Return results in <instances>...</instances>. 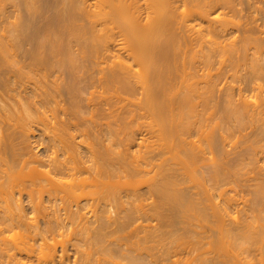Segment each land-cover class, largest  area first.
<instances>
[{
    "label": "bare ground",
    "instance_id": "obj_1",
    "mask_svg": "<svg viewBox=\"0 0 264 264\" xmlns=\"http://www.w3.org/2000/svg\"><path fill=\"white\" fill-rule=\"evenodd\" d=\"M62 2L59 8L56 0L25 1L26 16L21 11L12 22L0 13V264H69L68 247L57 255L47 240L64 230L96 247L81 254L86 261L95 259V250L109 259L121 254L130 264H156L146 245L157 236L153 219L160 237L177 244L160 251V264H264V0ZM228 73L223 104L216 92ZM208 110L221 117H212L211 127L204 122L207 128ZM106 117L111 124L104 125ZM35 131L46 135L35 142L44 153L34 150ZM137 132L144 134L139 142ZM234 138H246L248 146L228 163L221 157ZM136 143L141 149L131 151ZM201 164L209 168L213 192L199 193L208 188L200 186L203 179H196L198 189L191 183ZM249 164L258 168L252 177ZM246 166L251 173L242 172ZM143 175L150 176L140 178L144 183ZM244 176L255 188L243 208L251 217L241 223L234 217L240 199L222 187L240 185ZM137 179L146 185L143 194ZM109 200L116 204L114 219ZM25 203L38 221L28 220ZM143 216L150 225H134ZM131 225L144 232L135 252L123 250L124 242L113 247L116 236L108 243L109 231L127 233ZM10 231L16 238H5ZM193 232L199 238L186 253L196 254L184 260L179 238H196Z\"/></svg>",
    "mask_w": 264,
    "mask_h": 264
},
{
    "label": "rangeland",
    "instance_id": "obj_2",
    "mask_svg": "<svg viewBox=\"0 0 264 264\" xmlns=\"http://www.w3.org/2000/svg\"><path fill=\"white\" fill-rule=\"evenodd\" d=\"M25 1L28 2V0H0V13H5L6 15H8V17H9L8 19H9V20L11 19L10 21L12 22V21H14L16 15L20 14L19 12H21V11H25V10H26V9L24 10V8H25L24 6H25V5H28V4L25 3ZM29 1H31V0H29ZM53 1H55V0H53ZM56 1H57L58 4H59L58 7H59V8H62V6L64 5V4L62 5V3H63L62 0H56ZM60 1L62 2L61 4H60ZM87 1H89V2L91 3V2H93L94 0H87ZM40 4L43 5V3H41V2H40ZM38 5H39V4H38ZM42 5H41V6H42ZM259 5H260V4H259ZM262 5H264V4L262 3ZM4 10H5L7 13H6V12H3ZM245 12H246V11H245ZM245 12H244V14H245ZM247 12H248L249 15H247ZM247 12H246V15L249 17L251 13H250L249 11H247ZM23 13H24V14H22V15L26 16L25 14L27 13V11H25V12H23ZM45 14H46V16H47V13H45ZM50 14H51V12L48 13V15H50ZM22 15H21V16H22ZM246 15H244V16H246ZM44 16H45V15H44ZM247 16H246V17H243V18L245 19V18H247ZM251 16H254V15L252 14ZM10 17H11V18H10ZM250 18H251V17H250ZM42 19H43V18H42ZM247 19H248V18H247ZM247 21H249V20H247ZM251 21H252V20H250V22H251ZM263 21H264V20H262V21L260 20V21H259L260 23L258 22V23L260 24V27H261ZM40 24H41V23H40ZM256 24H257V23H256ZM259 24H258V25H259ZM263 24H264V23H263ZM260 27H259V28H260ZM262 27H264V25H262ZM237 31H238V30H237ZM237 31H236V32H237ZM236 32H235V33H236ZM235 33H234V34H235ZM239 33H240V35H241V34H242V31H241V32L239 31ZM236 35H237V33H236ZM240 35H239V36H240ZM242 35H243V34H242ZM242 35H241V36H242ZM237 37H238V35H237ZM263 37H264V36H263ZM240 38H241V37H240ZM240 38L238 37V38H237V41H238V39L240 40ZM238 43H239V41H238ZM28 47H29V46H28ZM226 74H227V73H226ZM243 74H245V72H244ZM226 76L229 78V73H228V75H226ZM227 77H224V80H221V82H223V83H221V84H223V86L221 85V90H222V91H218V93L216 92V94H218V97H217V98L219 99V95H220V98H221L220 102L223 101V102H222L223 104L225 103L226 98H227V97L225 96L223 90H225V87H227V85L229 84V82H231L230 78L228 79ZM226 81H227L228 83H227ZM224 84H225V85H224ZM238 84H239V83H238ZM223 87H224V88H223ZM227 90H228V88H227ZM227 92H228V91H227ZM230 92L232 93V91H230ZM235 92H236V90H235ZM235 92H234V93H235ZM219 93L224 94V97H225V98L222 97L223 95H221V94H219ZM225 93H226V91H225ZM236 94L238 95L237 92L235 93V95H236ZM245 94H246V95H247V94L250 95L249 91H246ZM237 95H236V98H237ZM86 96H88V94H87ZM97 97H99V94L96 95V98H97ZM222 103H220V104L222 105ZM199 109H200V108H199ZM214 109H215V108H214ZM201 110H202V107H201ZM217 110H218V109H217ZM217 110H216V111H217ZM216 111H214L213 114H215ZM217 112H218V113H217L218 115L215 114V116H214V115H213V116H209V110H208V112H207L208 114L206 113V114H207V119H206V121L204 120L202 123H204V122H205V123H208V124H210V125H209L210 127H211V126H214L215 123H213V119H211V118L213 117V118H214V122H215V121H216V119H215L216 116H217V119H218V117H221V116L219 115V114H221V112H220V111H217ZM210 113H211V111H210ZM206 114H204V115H206ZM86 115H87V114H86ZM86 115H85V116H86ZM87 116H90V114H88ZM108 116H109V115H107V117H108ZM107 117L105 118L106 121H104V122H105L104 125H106V124L108 123V121H109L110 124L112 123V122H110L111 120H113L112 117H109V118H107ZM205 117H206V116H205ZM208 117H209V119H208ZM202 118H203V117H202ZM210 119H211V120H210ZM103 120H104V119H103ZM140 120H141V119H140ZM207 120H208V122H207ZM141 121H142V120H141ZM145 121L147 122V121H149V120L146 119V118L143 119V122H144V125H143V126H145V125L147 126V123L145 124ZM106 122H107V123H106ZM205 123L203 124V127H206V126H207V128H208V124L206 125ZM146 126H145V127H146ZM145 127H144V128H145ZM141 129H142V127H141ZM146 129H147V127H146ZM146 129H143V131L146 130ZM143 131H142V132H143ZM35 132H36V133H34V136H33L32 139H31V141H33V143H35L36 141H41L40 139H42V137L45 138V136H46V135H45V136L42 135L43 133L40 132V131H35ZM138 132H139V131H138ZM138 132H137L138 135L136 136V137H137V140H136V141L139 142V141L141 140V139H139V138H142V137L144 136L145 132H143L144 134H143L142 132H140V134H139ZM148 132H149V131H148ZM142 134H143V135H142ZM147 134H148V136H151V135H149V133L146 132V137H147V139L150 140V139H153V138H154L153 136H152V138L148 137ZM152 135H153V134H152ZM140 136H142V137H140ZM249 136H250V135H249ZM249 136H248V137H249ZM251 136H252V135H251ZM154 139H156V137H155ZM243 139H244V138H243ZM243 139H241V138H240V139L234 138L233 145H232L233 147H232V146H229V147H228V149H229V153H228V154L225 153L226 156H230L231 154L236 155V153L238 152V149H239V151H241V152H242L243 150L245 151L246 145L248 146V144L245 142V141H246V138L244 139V141H243ZM202 140H203V139H202ZM202 140H201V141H198V143H197V144H199V145H200V143L202 144V145H200V147L203 146V141H202ZM151 141H155V140H151ZM242 141H243V142H242ZM234 142H235V143H234ZM37 143H38V142H37ZM146 143H147V142H146ZM236 143H237V144H236ZM245 143H246V144H245ZM39 144H40V143H39ZM204 144H205V141H204ZM231 144H232V143H231ZM33 145H34L33 147H34V150L36 151V153H38V154L44 153L45 146H43V147H42V145H39V146H38V144H36V143L33 144ZM234 145H236V146L238 145V146L236 147V146H234ZM37 146H38V147H37ZM135 146H136V147L138 146L137 143L131 148V151H135V152H137L138 149H141V148H140L141 146H140V147H137V148H136ZM134 147H135V148H134ZM143 147H145V146L143 145ZM143 147H142V148H143ZM238 147H239V148H238ZM35 148H36V149H35ZM202 149H203V147H202ZM204 149H205L206 151H209V150H207V146H204ZM228 149H227V150H228ZM230 149H232V151H231ZM35 151H34V152H35ZM206 151H205V152H206ZM233 151H235V152L233 153ZM231 152H232V153H231ZM208 153H209V152L206 153V156H208V155L210 154V153H209V154H208ZM230 153H231V154H230ZM207 154H208V155H207ZM225 154H224V156H222V157H221L220 155H218V157L220 156L221 158H226L228 163H229V162L232 163L231 160H233V159H237V158H238L237 155L234 156V157H236V158H233V155H231V156H230L231 158L228 157L229 160H230V161H229L228 158L225 157ZM222 155H223V154H222ZM208 157H210V155H209ZM220 157H219V158H220ZM239 157H240V156H239ZM226 159H225V160H226ZM225 160H224V161H225ZM233 161H234V160H233ZM227 162H225V163L227 164ZM231 163H230V164H231ZM260 163H261V162H260ZM201 165H202V166H201ZM201 165H200L201 167H199L200 169H198L199 172H198V173L196 172L197 177H195V178L192 177V180L195 181V180L198 178V180L201 179V181H203V180H204V181H203V182L200 181V182L202 183L201 185L199 184L198 180H196V182H198L197 184L194 183L193 181H192L191 183H192L193 185H195V188H196V189H198L200 186L202 187L203 184H204V182H205L206 187L208 186V188L203 189V188H205V186H204L203 188L198 189V190H201V191H199V193L201 192L200 194H202L205 190H207L208 192H209V191H210V192H213V191H214V188H213V187H214V182H212V181L210 180L211 178H210L209 173H208V172H209V170H208L209 168L207 167V165H206V166H203V164H201ZM248 166H250V167L252 166L251 169H253V170L255 169V168H253V166H255V164H251V165L249 164ZM204 167H207V168H204ZM250 167H247V166H246V168H245L244 170H242V172H243V173L246 172V169H247V168L249 169ZM201 168H202V169H201ZM248 169H247V173H249V171H250V173H251L252 170L250 169V170L248 171ZM207 170H208V171H207ZM256 171H258V168H256ZM256 171H255V170H254V172L252 171L251 174H253V175H251V177L254 176V173H256V174L258 173V172H256ZM194 173H195V172H194ZM200 173H201V174H200ZM243 173H242V174H243ZM247 173H245V176L249 175L248 177L250 178V174H247ZM210 174H211V173H210ZM246 174H247V175H246ZM122 175H125V174H123V173L121 174V176H120L121 179H123V178H122V177H123ZM149 175H152V174H149ZM149 175H147V176H145V177H144V175H143V176H141V177H138V179H139V181H142V180H140V178L143 177L142 179L145 181V180H146L145 178H148ZM243 175H244V174H243ZM207 176H208L209 178H208ZM245 176H244V177H245ZM124 177H125V176H124ZM149 177H150V176H149ZM204 177H205L206 179H205ZM244 177L241 178V181H240L241 183H240V185H237L236 183H227L225 186L223 185V187H222L223 189H226L227 193H228L230 196L232 195V196H235V197H233V198L236 199V197H238V198L240 199V201L237 203L238 205H236V208L238 209V212H237V209H236V208H235L236 212L234 211V217H237V218L239 217V218H240L239 221H241V220L243 221V220H246L247 217H249V218L251 217V216L248 215V214H250V215L252 214L251 210L249 209L250 212H249L248 210H247V211H245V210H246L247 208H249V206L252 204V201H253V198H254V194H253L254 192H252L251 190L254 191V188H255V187H254V185H253V186L250 185V183H254V181H252V182L245 181L247 177H245V178H244ZM199 178H200V179H199ZM109 179H110V180H108V179H106V180H108L109 182H110L111 180H112V181L114 180L113 178H112V179L109 178ZM115 179H117V178H115ZM138 179L136 180V181H137L136 183L139 182ZM202 179H203V180H202ZM208 179H209L210 181H209ZM126 180H127L126 178H124L123 180H120V178H118V181H120V182H119V186H122V187H119V188H118L119 192L121 193L120 195H122L123 192H125V190H127V188H128V187H127V186H128V185H127V184H128V181H127V183H126ZM142 182H143V181H142ZM136 183H135V184H136ZM139 183H140V182H139ZM143 183H144V182H143ZM189 183H190V182H189ZM189 183H186L187 186L189 185ZM191 183H190V185H189V188H190L189 190L192 191V192H194L196 189L191 190V189L194 188V186H193V188H192ZM120 184H121V185H120ZM140 184H142V183H140ZM198 184H199L200 186L197 188L196 185H198ZM229 184H230V185H229ZM248 184H249L250 186H249ZM138 185H139V184H136V185H135V188H137ZM190 186H191V187H190ZM124 187H125L126 189H125ZM145 187H146V185H143V184H142L141 186L138 187V189L143 188V189H141L142 194H143V192L145 193V192L147 191V188H145ZM211 187H212V188H211ZM144 188H145V189H144ZM123 189H124V190H123ZM209 189H210V190H209ZM211 189H212V190H211ZM234 189H235V190H234ZM248 189H249V190H248ZM122 191H123V192H122ZM141 192H140V194H141ZM251 192H252V193H251ZM194 193L196 194V193H197V190H196ZM142 194H141V196H142ZM197 194H198V193H197ZM200 194H199V195H200ZM123 195H124V194H123ZM199 195H198V196H199ZM145 196H147V195H145ZM145 196H142V198H144ZM199 197L201 198V197H204V196H199ZM146 198H148L147 200L150 202L151 199L149 200V197H148V196L145 197V199H146ZM248 199L250 200V202H249ZM251 199H252V200H251ZM147 200H144V201H146V202L142 201V203H143V204H144V203H146V204L149 203ZM236 200H237V199H236ZM243 200H244V201H245V200L248 201V202L245 201V205H246L247 207L244 206V203H243L244 201H243ZM240 202H241V203H240ZM108 203L110 204V206H109V204H108V207H110V208H108V207H107V208L110 210V209L112 208L113 203H112L110 200L108 201ZM111 203H112V205H111ZM239 203H240V205H239ZM246 203H247V204H246ZM250 203H251V204H250ZM25 204H26V207H27L28 204H27V203H25ZM59 204H61V203L59 202ZM59 204H58V205H59ZM115 205H116V204L113 205V208H114V209L112 208V210H110L111 213L109 214V215L112 214L111 216L113 217V219L117 217V214L114 213V212L116 211V209H117V208L115 207ZM241 205H243V206L241 207ZM248 205H249V206H248ZM115 208H116V209H115ZM147 208H148V207H147ZM241 208H242V209H243V208H246V209H243V211H242ZM239 209H240V210H239ZM26 210H27V213H28V216H27V217L29 218L28 220H31V222H32L34 218H30V217L33 215V212H30L31 210L29 209V206L27 207ZM114 210H115V211H114ZM28 211H29V212H28ZM244 211H245L246 213H245ZM240 212H241V214H240ZM243 212H244V214H242ZM113 213H114V214H113ZM236 213H237V214H236ZM29 215H30V217H29ZM238 215H239V216H238ZM240 215L243 216V217L241 218ZM246 215H248V216H246ZM115 216H116V217H115ZM139 216H140V215H139ZM244 216H245V218H244ZM32 217H33V216H32ZM143 217L145 218V216H143ZM144 218H143V219H144ZM243 218H244V219H243ZM93 219H94V218H93ZM143 219H139L138 222L134 223V225L137 226L138 224H143V225H141V226L146 227L147 225H150V224H151L150 226H153L151 229H152V230L155 229V232H157L156 234H157L158 237L155 235L156 239H155V238H154V239H150V243H147V244H146L147 246L149 245V246H148V249H147V252L149 251V247H150V252H152L153 255H154V256L151 255V257H150V258H151V261H153V259H158L157 261L155 260V262H157L156 264H160V263H159V255H158V254L161 253V252H165V250L167 249V247H168L169 245H170V246H169L170 248H171V247H172V248H175V246H176L177 244L174 243V244H175V245H174V244L172 243V242H173L172 239H169L170 237H168L167 235H164V236H165L164 238H161V237H160L161 235L163 236V234H162V232H161V234H159L160 232H158V231L161 230V229L158 230V228H159V227L157 226V225H159V224H158V223H159L158 220H154V219H153V220H154V221H153V220H150V219H149L150 222H151V223L149 224V223H148L149 220H148L147 218H145L144 221H143ZM36 220H37V219H34V221H36ZM140 220H142V222H141ZM146 220H147V221H146ZM34 221H33V222H34ZM37 221H38V220H37ZM156 221H157L158 223H157ZM242 221H241V223H242ZM28 222H29V221H28ZM31 222H30V223H31ZM39 222H40L39 225H43V221H42V219H39ZM39 222H38V223H39ZM147 223H148V224H147ZM154 223H157V225H155ZM32 224H33V223H32ZM134 225H131V227H132V229H133L132 231H133L134 233H132V231H131V232L129 231V230H131V229H130L131 227H129V228L126 230V232L128 231L129 233H128V232H127V233H125V232H122V233H121V232H120L121 234H119L117 231H115V232H113L114 235H112V231H109V233H108L109 236H108V235H107V236L110 237V238L107 237V240H108V239L111 240V236H116L115 239H117V241H116V240H112L113 242H115L114 245H116V246H113V243H112L111 246H113V247H115V248H118V246L120 245L119 243L124 242V243H125V246H127V247H125L124 245H122L123 247H122V246H121V247L124 248L123 250H126V251H127V249H130V251L128 250L127 252H131V251H132V252H135V244H134V242H137V241H138L139 243L142 244V242H140L141 240L139 239L140 237H138V236H143V235H144V232H141V230H139L140 233H137V231H136V233H135V230H134V227H135V226H134ZM154 225H155V226H154ZM74 226H76V225H74ZM196 227H197V226H193L194 229H195ZM70 228H72V227H70ZM199 228H200V227H199ZM144 229H145V228H143V230H144ZM147 229H148L149 231H151L149 228H147ZM156 229H157V231H156ZM197 229H198V228H197ZM197 229H195V230H197ZM208 229H209V228H208ZM108 230H110V229H108ZM143 230H142V231H143ZM198 230H199V229H198ZM203 230H204V231H207V226H206ZM62 231H63V230H62ZM65 231H66V232H65ZM71 231H72V230H64V233H63L64 235H62V232H61V234H60V232H58V233L55 232V233H53L54 235H53V234L48 235V236H50V237L47 238V240L49 239V245H51L53 242L56 243V244L53 243L52 246L55 245V246H54L55 249L58 250V251H57V255H60V254L62 253L61 250L63 249V247L66 246L65 249L68 247V248H67V249H68L67 251H69V252L67 253V254H68L67 256H69V257H68V261H67V263H69V264H70V263H71V264H81V263H86V264H88V262H89L90 264H102V263H103V264H124V263H125V264H130V263H128V259L126 260L125 256H124V257L121 256V254H119L118 252H117V253L120 255L119 257H117L118 255H117L116 253H115V254H116L117 256H115V255L113 254V256H115L117 259L114 258V257H112L111 259H109L110 257H109V254H108V253L105 252L106 255L108 254V255L106 256V255H104L105 253L103 254V251L101 252V251H99V250H97V251H99L98 254H96L97 252H96L95 250H93V252L91 253L92 256L95 257V259H94L92 256L89 255L91 258H93V259H92V262H90V260H89V261H88V260L86 261V259H84L85 256H86V254H85L86 252H85V251L87 250V252H88V249H87V248L90 246L89 249H91V245L89 244L88 247L86 246L87 243L84 242V240H85L87 237H86L85 235H82V234H81L82 236H80V233H79V235H78L77 232H74V231L71 232ZM15 232H16V231H15ZM67 232H68V233H67ZM70 232H71V233H70ZM73 232H74V235H73ZM9 233H10V234H9ZM75 233H76V234H75ZM110 233H111V234H110ZM142 233H143V235H142ZM11 234H12V235H11ZM14 234H16V233H14L13 231H12V232L10 231V232H8V233L6 232V234H4V235L7 236V237H5V236H4V237H5V238H8L9 240H11L12 238L14 239V237H15ZM59 234H60V235H59ZM71 234H72V236H71ZM122 234H125V235H122ZM129 234H130V235H129ZM132 234H133V235H132ZM10 235H11V236H10ZM27 235H28V233H27ZM75 235H78L79 237L76 238V237H74ZM121 235H122L123 237H122ZM136 235H137V237H135ZM190 235L192 236V234H189V235H187V236L190 237ZM52 236H53L54 239H52ZM65 236H66V237H65ZM125 236H126V237H125ZM166 236L168 237V240H169V241L166 240V239H167ZM193 236L196 237L195 232H193ZM11 237H12V238H11ZM30 237L32 238V240L30 239L31 242L34 243V240H35L36 238L33 239L32 236H30ZM35 237H36V236H35ZM80 237H81V238H80ZM128 237H129V239H131L130 241H129ZM133 237H135V238H133ZM10 238H11V239H10ZM15 238H16V237H15ZM64 238H65V239H64ZM79 238H80V239H79ZM112 238L114 239V237H112ZM121 238H122V239H123V238H124V239H127L126 242L124 241V239H123L122 241L118 242V240H120ZM158 238H159V239L161 238L160 240H163V239H164L163 242L160 241ZM165 238H166V239H165ZM193 238H194V237H192V238L190 237V239H192L191 241H189L190 239H189L188 237H185L184 239H183V237H182V238H179V240H181V242H183V243L185 242L184 245H182V246H180V247H182V248L184 247V248H186V250L182 249V250H184V251H182V250L179 249L178 251H182V252H184V254H185L186 251L190 248V246H192V244L195 243V242L197 241L196 239L199 238V236H197L196 238H194V240H193ZM69 239H70V240H69ZM76 239H77V240H76ZM81 239H82V240H81ZM83 239H84V240H83ZM135 239H136V240H135ZM51 240H52L53 242H52ZM75 240H76V241H75ZM79 240H80V241H79ZM110 240H108V243H109ZM133 240H135V241H133ZM139 240H140V241H139ZM152 240H155V241H152ZM62 241H64V242L62 243ZM70 241H71V242H70ZM72 241H73V243H72ZM77 241L81 242V243H82V246H80L81 243H80V245H79V242H77ZM85 241L88 242L87 239H86ZM132 241H133V242H132ZM151 241H152V242H151ZM158 241H159V244H158ZM171 241H172V242H171ZM188 241H189V242H188ZM192 241H194V242H192ZM127 242H128V243H127ZM155 242H157V245H158L159 247H161L160 249H159V247H158L157 245H155V244H156ZM160 242H161V243H164V242H165L166 245H165V243H164V244L161 246V243H160ZM169 242H170V244H169ZM186 242H187V243H186ZM190 242H191V244H190ZM77 243H78V244H77ZM88 243H89V242H88ZM116 243L119 244V245H117ZM124 243H122V244H124ZM167 243H168V244H167ZM188 243L190 244V246H187V245H189ZM61 244H62V247H61ZM68 244H69V245H68ZM126 244H128L129 246L126 245ZM130 244H131V245H130ZM133 244H134V245H133ZM64 245H65V246H64ZM78 245H79V246H78ZM154 245H155V248L153 247L154 250H152V246H154ZM52 246H51V247H52ZM75 246H76L77 248H76ZM130 246H131V247H130ZM156 246H157L158 248H157ZM84 247H85V248H84ZM128 247H129V248H128ZM133 247H134V248H133ZM162 247H163V248H162ZM169 247H168V249H169ZM188 247H189V248H188ZM205 247H207V246H205ZM61 248H62V249H61ZM94 248L96 249V247H94ZM94 248H92V249H94ZM192 248H193V246H192ZM77 249H78V250H77ZM79 249H80V251H82V252H80ZM83 249H84V250H83ZM92 249H91V250H92ZM97 249H98V247H97ZM131 249H132V250H131ZM157 249H158V250H157ZM59 250H60V251H59ZM133 250H134V251H133ZM171 250H173V249H171ZM204 250H205V249H204ZM215 250H216V249H215ZM76 251H77L78 253H76ZM94 251H95V252H94ZM157 251H158V253H157ZM160 251H161V252H160ZM212 251H214V250H212ZM253 251H254V250H253ZM79 252H80V255H78ZM83 252H85V253H83ZM154 252H155V253H154ZM193 252H195V253H193ZM93 253H94L95 256L93 255ZM99 253H100V254H99ZM148 253H149V252H148ZM152 253H150V254H152ZM179 253H180V252H179ZM204 253H205V252H204ZM81 254H83V255L85 254V256H83V255L81 256ZM191 254H192V255L194 254V256H195V254H196V250H195V251L192 250L191 253H190L189 255H187V253H186V254H185V257L183 256V259L185 260L186 256H189V257H190ZM211 254H212V253H210V255H211ZM96 255H97V256H96ZM103 255H104V256H103ZM145 255H146V254H145ZM155 255H156V256H155ZM180 255H181V254H180ZM182 255H183V254H182ZM182 255H181V256H182ZM205 255H207V257L210 256L208 253H206ZM76 256H77V257H76ZM78 256H80V257H78ZM89 256L87 255V258H88ZM99 256H100V257H99ZM157 256H158V258H157ZM81 257H82V258H81ZM107 257H109V258H107ZM152 257H153V258H152ZM202 257H203V256H202ZM205 257H206V256H204L203 258H205ZM91 258H90V259H91ZM113 258L116 259V260H114ZM118 258H119V259H118ZM123 258H124L126 261H125V260L123 261ZM105 259H106V261L109 260L110 262L108 261V263H107V262L105 261ZM107 259H108V260H107ZM73 260H74V261H73ZM75 260H76V261H75ZM79 260H80V261H79ZM81 260H82V262H81ZM93 260H95V261L93 262ZM98 260H99V262H98ZM111 260H112V261H111ZM113 260H114V261H113ZM84 261H86V262H84ZM100 261H101L102 263H101ZM103 261H105V262H103ZM115 262H116V263H115ZM154 264H155V263H154Z\"/></svg>",
    "mask_w": 264,
    "mask_h": 264
}]
</instances>
